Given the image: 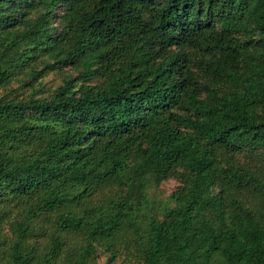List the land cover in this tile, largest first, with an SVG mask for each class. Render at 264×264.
Segmentation results:
<instances>
[{
  "label": "trees",
  "instance_id": "1",
  "mask_svg": "<svg viewBox=\"0 0 264 264\" xmlns=\"http://www.w3.org/2000/svg\"><path fill=\"white\" fill-rule=\"evenodd\" d=\"M13 81L0 264H264V0H0Z\"/></svg>",
  "mask_w": 264,
  "mask_h": 264
},
{
  "label": "rangeland",
  "instance_id": "2",
  "mask_svg": "<svg viewBox=\"0 0 264 264\" xmlns=\"http://www.w3.org/2000/svg\"><path fill=\"white\" fill-rule=\"evenodd\" d=\"M60 14L62 10L60 9ZM53 24L56 26L61 25V17L58 16L54 18ZM78 73V69L75 68L73 65H65L62 68H55L53 70H47L44 76L39 80L38 86H42L40 89L39 94H49L56 86L63 82V77L65 74H72L76 75ZM17 82L13 81L11 83L6 84L5 86H0V95H2L6 90H8L11 86H16ZM20 92H26L25 88H20ZM244 156H241V160H244ZM181 183L179 178L170 177L162 180L158 186L152 187L151 191V205L150 208L153 206H161L165 202L168 201V197L171 192ZM114 189H118L114 188ZM148 211V209H146ZM8 228V225H6ZM121 251L118 257L115 259L114 262H108L109 253L100 250L99 256L93 261L94 264H140L141 257L134 246L127 245L124 243L120 248Z\"/></svg>",
  "mask_w": 264,
  "mask_h": 264
}]
</instances>
